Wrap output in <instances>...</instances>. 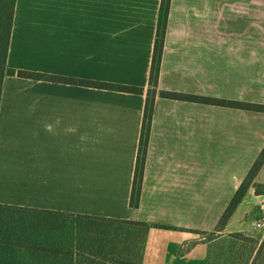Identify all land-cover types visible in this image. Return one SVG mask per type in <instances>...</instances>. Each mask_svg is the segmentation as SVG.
I'll return each mask as SVG.
<instances>
[{
    "label": "crops",
    "instance_id": "1",
    "mask_svg": "<svg viewBox=\"0 0 264 264\" xmlns=\"http://www.w3.org/2000/svg\"><path fill=\"white\" fill-rule=\"evenodd\" d=\"M161 3L17 0L7 65L148 90ZM157 89L264 104V0H171ZM146 98L7 75L0 204L148 222L143 264H210L197 233L215 230L263 150L264 112L157 93L133 207ZM262 216L251 186L219 234H251Z\"/></svg>",
    "mask_w": 264,
    "mask_h": 264
},
{
    "label": "trees",
    "instance_id": "2",
    "mask_svg": "<svg viewBox=\"0 0 264 264\" xmlns=\"http://www.w3.org/2000/svg\"><path fill=\"white\" fill-rule=\"evenodd\" d=\"M16 4H17V0H0V103L2 97L3 82H4V78L7 75H18L21 77L31 78L33 80L62 81L76 85H85L100 89L123 91L128 93L147 94L140 149H139L137 166L134 176L133 192L131 196V206L133 207L139 206L140 203L147 146L149 142L150 128H151L153 112H154V101H155V97L157 96V93H159L160 96L165 98L196 101V102H203L209 104L230 106V107L264 112V104L217 99L206 96L173 92L168 90L158 91L157 87H158L159 71L161 66L163 45H164L166 27L169 18L171 0H162L161 3L159 18H158L157 37H156L155 49H154V58L151 68V75H150L151 87L148 90L140 86H132V85H125V84L104 82V81H94V80H87L81 78L79 79V78L61 77L52 74L38 73L35 71L16 70L14 68H9L7 65V59H8L10 43H11V35L14 24ZM263 167H264V148L261 151L255 163L253 164L248 175L240 185L236 194L232 198L229 206L225 210L224 214L219 220L217 227L213 232L223 231L225 225L227 224L228 220L233 215L238 205L244 198L245 193L249 187L254 186L257 194H264L263 191L257 189V187L261 184L254 183L255 177ZM49 212L67 213L61 211H49ZM79 215H83L100 221L126 223L135 226H141L145 229V232L147 229H149L152 226L148 222H142V221L118 219V218L95 216V215H84V214H79ZM154 226L168 228L166 225H154ZM236 234H240V233H236ZM7 241H10V243L8 244ZM119 242H120V238L118 235H116V237L107 236L105 238H102L100 236H95L90 241L87 238H81V240L77 242L76 245L69 247L63 244H58L54 246H49L45 244L33 245L32 243H27V242L25 243L23 241H15V243H13L11 239H6V240L0 239V243L5 246H9V247L20 246V247H24L26 250L30 252L38 251L41 255H43L42 258L38 260L40 264H136L135 261H131L129 258H127V256L116 255L117 251H119L121 248L119 246L120 244ZM144 245H145V236H144L143 248L141 252V258H140V262L138 259V264H143ZM0 264H5V262L3 260H0ZM12 264H21V263L15 261ZM210 264H213L212 257L210 259Z\"/></svg>",
    "mask_w": 264,
    "mask_h": 264
},
{
    "label": "rangeland",
    "instance_id": "3",
    "mask_svg": "<svg viewBox=\"0 0 264 264\" xmlns=\"http://www.w3.org/2000/svg\"><path fill=\"white\" fill-rule=\"evenodd\" d=\"M257 189L264 192V185H259ZM262 234L264 229L260 228L251 234L198 232L197 239L212 243L213 264H264V244L257 250ZM116 235L120 238L121 247L116 255L127 256L138 264L145 236V229L141 226L100 221L79 214L0 205V239H11L13 243L23 241L33 245L63 244L69 247L76 245L81 238L90 241L95 236L105 238ZM42 256L38 251L30 252L24 247H9L0 243V260L5 264L15 261L21 264H40L38 260Z\"/></svg>",
    "mask_w": 264,
    "mask_h": 264
},
{
    "label": "built area",
    "instance_id": "4",
    "mask_svg": "<svg viewBox=\"0 0 264 264\" xmlns=\"http://www.w3.org/2000/svg\"><path fill=\"white\" fill-rule=\"evenodd\" d=\"M255 225L257 228L264 229V218H261V220L256 221Z\"/></svg>",
    "mask_w": 264,
    "mask_h": 264
}]
</instances>
